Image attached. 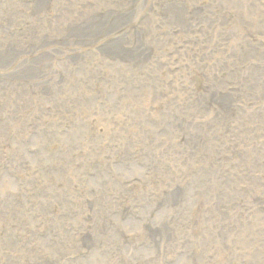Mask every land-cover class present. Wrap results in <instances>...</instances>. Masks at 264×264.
<instances>
[{
  "label": "rangeland",
  "instance_id": "obj_1",
  "mask_svg": "<svg viewBox=\"0 0 264 264\" xmlns=\"http://www.w3.org/2000/svg\"><path fill=\"white\" fill-rule=\"evenodd\" d=\"M0 264H264V0H0Z\"/></svg>",
  "mask_w": 264,
  "mask_h": 264
},
{
  "label": "bare ground",
  "instance_id": "obj_2",
  "mask_svg": "<svg viewBox=\"0 0 264 264\" xmlns=\"http://www.w3.org/2000/svg\"><path fill=\"white\" fill-rule=\"evenodd\" d=\"M219 4V3H218ZM64 7V6H63ZM233 13V12H232ZM223 16V15H222ZM241 27V26H240ZM247 31V30H246ZM253 35V34H252ZM246 36V35H245ZM246 38V37H245ZM221 39V38H220ZM244 39V38H243ZM255 39V38H254ZM169 59V58H168ZM245 64H248V62L247 63H245ZM242 65H243V63H242ZM80 81V80H79ZM81 89V88H80ZM85 89V88H84ZM74 92V91H73ZM80 92H82V91H80ZM85 92V91H84ZM77 93H78V91H77ZM82 94V93H81ZM83 95V94H82ZM85 95V94H84ZM73 96V95H72ZM82 97V96H81ZM73 98V97H72ZM107 104V103H106ZM106 123V122H105ZM90 126V125H89ZM99 126H100V124H99ZM101 127H102V125H101ZM104 127V126H103ZM85 129H86V127H85ZM95 129V128H94ZM107 129V128H106ZM98 130V129H97ZM101 130V129H100ZM46 131V130H45ZM185 131H186V129H185ZM108 132V131H107ZM106 133V132H105ZM110 132H108V134H109ZM184 133H186V132H184ZM96 134H98V133H96ZM107 134V133H106ZM105 134V135H106ZM187 134V133H186ZM94 135H95V133H94ZM101 135V134H100ZM41 136V135H40ZM45 136V135H44ZM102 136V135H101ZM107 138V137H106ZM174 142V141H173ZM89 148V147H88ZM20 149V148H19ZM93 149V148H92ZM49 150V149H48ZM47 151V150H46ZM89 151V150H88ZM95 151H97V150H95ZM179 152V151H178ZM21 153V152H20ZM102 155V154H101ZM171 156V155H170ZM53 157V156H52ZM105 157V156H104ZM102 158V157H101ZM105 159V158H104ZM98 160V159H97ZM105 162H106V159L104 160ZM107 163H109V161L107 160ZM149 163V162H148ZM65 167V166H64ZM31 171V170H30ZM35 172V171H34ZM33 173V172H32ZM165 176V175H164ZM163 176V177H164ZM54 177V176H53ZM46 178V177H45ZM159 178V177H158ZM43 179V178H42ZM129 179V178H128ZM128 179H127V181H128ZM49 181V179H45V181ZM163 180V179H162ZM165 180V179H164ZM178 180H179V178H178ZM181 180V179H180ZM26 182V181H25ZM50 182V181H49ZM134 184V183H133ZM158 185H156V187H157ZM164 192V191H163ZM156 194H158V196H159V194H160V192H159V189H157V191H156ZM161 195V194H160ZM26 198V197H25ZM22 199V198H21ZM23 203H25V202H23ZM6 211V210H5ZM46 219V218H45ZM12 223V222H11ZM13 226V225H12ZM58 228H60V227H58ZM59 230V229H58ZM59 232H62V230H59ZM191 236V235H190ZM119 248V247H118ZM48 253H49V250L48 249H45ZM118 251H119V249H118ZM51 254H54V253H51ZM115 257V256H114Z\"/></svg>",
  "mask_w": 264,
  "mask_h": 264
}]
</instances>
